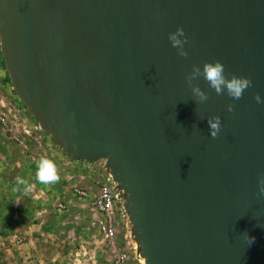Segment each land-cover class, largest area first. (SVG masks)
<instances>
[{"label": "water", "instance_id": "1", "mask_svg": "<svg viewBox=\"0 0 264 264\" xmlns=\"http://www.w3.org/2000/svg\"><path fill=\"white\" fill-rule=\"evenodd\" d=\"M0 54L61 150L105 159L144 264H264V0H0ZM217 60L252 86L233 100L201 77L197 103L185 76Z\"/></svg>", "mask_w": 264, "mask_h": 264}, {"label": "built area", "instance_id": "2", "mask_svg": "<svg viewBox=\"0 0 264 264\" xmlns=\"http://www.w3.org/2000/svg\"><path fill=\"white\" fill-rule=\"evenodd\" d=\"M1 107L5 108V111L0 110L1 130L9 131L13 142L24 150L29 146V140H35L39 149L47 148L43 137L45 131L36 121L28 120L30 114L23 103L18 108ZM66 162L83 172L80 180L70 187L72 191L69 194L79 200L80 205L77 206L83 211L75 219H84L85 230H94L90 238H75L77 249L74 251L73 264H99L98 253L109 255L107 264H144L131 232L132 225L124 207L123 191L118 188L105 162L98 164L96 161L73 158ZM54 206L60 212L69 210L68 202L62 198H58ZM90 244L95 251L87 250L86 245Z\"/></svg>", "mask_w": 264, "mask_h": 264}, {"label": "rangeland", "instance_id": "3", "mask_svg": "<svg viewBox=\"0 0 264 264\" xmlns=\"http://www.w3.org/2000/svg\"><path fill=\"white\" fill-rule=\"evenodd\" d=\"M22 104V101L15 94L10 81L8 74L5 70L2 56L0 58V110L5 111V108H2L1 105L9 107H19ZM28 119L31 122L36 120L28 115ZM45 139L44 150L39 149L38 144L35 140H29L26 152L29 154L30 159L37 164V161L41 157H47L52 160L57 165L59 180L65 185L66 191L69 198L67 202L69 205V210L67 212L58 211L53 203V198L50 196L47 200L42 199L37 192H31L30 194H23L19 198V205L22 211L26 210L25 216L28 214L32 223H43L44 229H42L43 234L40 230L30 231V241L28 236H25L27 239H24L22 246L20 248L13 247L11 240L8 236L9 232L2 231L0 232V264H73L74 260V251L77 249L76 241L74 238L79 232V223L80 219H75V216L79 215L77 212L81 210L77 206V200L74 196L70 195L72 190L70 187L73 186L77 181L80 180V175L83 172L78 167H71L67 164L66 161L70 157L62 152L59 145L49 136L47 132L43 135ZM0 142L4 143L3 145L11 146V153H14L18 148L22 147L13 142L10 138V132L7 130H1L0 127ZM44 146V145H43ZM17 149H16V148ZM60 150L62 153H60ZM14 151V152H13ZM43 151V153H42ZM13 157L12 155L10 156ZM98 164L105 162V159H99L96 161ZM96 163V164H97ZM16 169L17 167L14 166ZM7 168V167H6ZM56 182V183H58ZM55 184V183H54ZM52 188L53 184H49ZM76 207V208H75ZM21 211V210H20ZM20 212V217H24V214ZM82 211V210H81ZM91 235H94V230H90ZM21 233V232H19ZM25 234H21L23 237ZM86 238V237H85ZM90 238V237H89ZM87 250L93 252L95 251L92 244L86 245ZM100 257L99 264H107L108 254H97ZM57 257V259H53ZM53 259V260H52Z\"/></svg>", "mask_w": 264, "mask_h": 264}, {"label": "crops", "instance_id": "4", "mask_svg": "<svg viewBox=\"0 0 264 264\" xmlns=\"http://www.w3.org/2000/svg\"><path fill=\"white\" fill-rule=\"evenodd\" d=\"M3 144L0 142V232L7 230L10 234L8 238L11 240L13 247L20 248L24 239H27L25 236H28V239L32 241L30 231L40 230V233L43 234L42 229L44 227L42 222L32 223V220L27 217L28 214L25 216L26 210L22 211V209H19V198L23 194L37 192L45 200L52 196L54 199L53 203H55L58 198L67 201L68 199L66 198H69V196L65 185L61 182L53 184L52 188H50L49 184L40 183L36 179L37 164L30 159L26 150L17 147L18 150L11 153V146ZM11 155L13 156L12 158L10 157ZM16 177L28 180L30 190L24 191V186L17 184ZM78 202L77 205H80ZM20 210L24 214L23 218L19 216ZM77 212L82 213L83 211L77 209ZM84 221L81 218L78 221L79 232L76 237H90V230H85L83 227ZM21 234L25 235L22 237L20 236ZM53 259H57V257Z\"/></svg>", "mask_w": 264, "mask_h": 264}, {"label": "clouds", "instance_id": "5", "mask_svg": "<svg viewBox=\"0 0 264 264\" xmlns=\"http://www.w3.org/2000/svg\"><path fill=\"white\" fill-rule=\"evenodd\" d=\"M168 39L173 48L177 50V55L182 58L188 57V52L185 50V45L189 42L185 35L183 28L178 27L175 32L168 35ZM203 78L211 89L217 95L227 94L233 100H239L243 97L244 92L252 86V81L248 77L231 75L230 78L225 75V67L220 61L204 62L202 67L199 65H192L191 71L186 74L185 82L191 90L193 97L197 103H203L209 99V95L204 92L197 83L200 78ZM255 101L264 103L259 94H254ZM227 110L232 112L234 106L227 105ZM209 126V135L216 138L221 130V118L219 116L207 117ZM36 179L43 184H54L58 182L59 175L57 165L54 160L41 157L37 161ZM18 185L24 186V191H29V181L21 177H16ZM258 195L264 197V175L258 178ZM245 240L250 246L254 242V237H250L245 233Z\"/></svg>", "mask_w": 264, "mask_h": 264}, {"label": "trees", "instance_id": "6", "mask_svg": "<svg viewBox=\"0 0 264 264\" xmlns=\"http://www.w3.org/2000/svg\"><path fill=\"white\" fill-rule=\"evenodd\" d=\"M0 58H1V54H0Z\"/></svg>", "mask_w": 264, "mask_h": 264}]
</instances>
